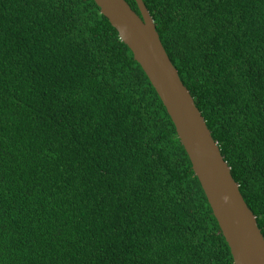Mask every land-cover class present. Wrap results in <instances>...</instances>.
<instances>
[{"label": "trees", "instance_id": "obj_1", "mask_svg": "<svg viewBox=\"0 0 264 264\" xmlns=\"http://www.w3.org/2000/svg\"><path fill=\"white\" fill-rule=\"evenodd\" d=\"M143 1L264 235V0ZM130 211L150 262L130 250ZM42 247V264H235L165 106L94 0H0V264Z\"/></svg>", "mask_w": 264, "mask_h": 264}, {"label": "water", "instance_id": "obj_2", "mask_svg": "<svg viewBox=\"0 0 264 264\" xmlns=\"http://www.w3.org/2000/svg\"><path fill=\"white\" fill-rule=\"evenodd\" d=\"M132 51L170 116L235 264H264V235L220 147L167 54L143 0H94Z\"/></svg>", "mask_w": 264, "mask_h": 264}, {"label": "rangeland", "instance_id": "obj_3", "mask_svg": "<svg viewBox=\"0 0 264 264\" xmlns=\"http://www.w3.org/2000/svg\"><path fill=\"white\" fill-rule=\"evenodd\" d=\"M128 215H130L129 217H127L125 214L123 216V223L125 225V228H126V235H127V238H128V243H129V246H130V250L132 252H134V254L139 257H143V259H145V261H152L153 257L152 256V253L146 248L144 247L143 245H141L140 243H137L136 240H132V239H129L130 238V235L132 238H134V234L133 232L130 230L135 224V217H136V213H133L132 211L128 212ZM63 220V216L59 213V216L56 218V221L55 222H60ZM135 229V227H134ZM129 233V234H128ZM136 235L138 236L137 232H136ZM43 247L42 249H37L36 252H35V255L33 256L34 259H33V262L32 264H42V255H43ZM113 255H111V253L109 252L108 253V257L110 258V260L115 263V259L112 257ZM31 264V263H30Z\"/></svg>", "mask_w": 264, "mask_h": 264}, {"label": "clouds", "instance_id": "obj_4", "mask_svg": "<svg viewBox=\"0 0 264 264\" xmlns=\"http://www.w3.org/2000/svg\"><path fill=\"white\" fill-rule=\"evenodd\" d=\"M134 227H135V229H134ZM130 230L135 232V231L137 230V226L134 225ZM135 235H136V233H135ZM136 236H137V235H136ZM137 237H138V236H137Z\"/></svg>", "mask_w": 264, "mask_h": 264}]
</instances>
